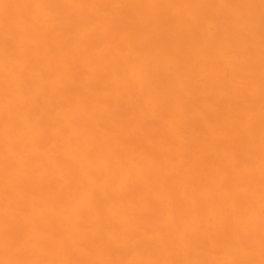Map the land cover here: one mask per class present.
<instances>
[{"label":"bare ground","instance_id":"1","mask_svg":"<svg viewBox=\"0 0 264 264\" xmlns=\"http://www.w3.org/2000/svg\"><path fill=\"white\" fill-rule=\"evenodd\" d=\"M0 264H264V0H0Z\"/></svg>","mask_w":264,"mask_h":264}]
</instances>
